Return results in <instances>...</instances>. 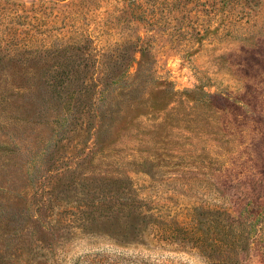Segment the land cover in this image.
Instances as JSON below:
<instances>
[{
  "label": "rangeland",
  "instance_id": "obj_1",
  "mask_svg": "<svg viewBox=\"0 0 264 264\" xmlns=\"http://www.w3.org/2000/svg\"><path fill=\"white\" fill-rule=\"evenodd\" d=\"M0 264H264V0H0Z\"/></svg>",
  "mask_w": 264,
  "mask_h": 264
}]
</instances>
